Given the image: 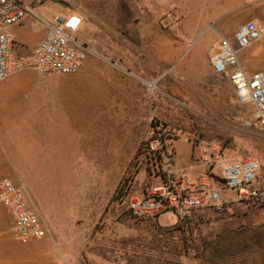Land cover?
I'll list each match as a JSON object with an SVG mask.
<instances>
[{"label": "rangeland", "instance_id": "obj_1", "mask_svg": "<svg viewBox=\"0 0 264 264\" xmlns=\"http://www.w3.org/2000/svg\"><path fill=\"white\" fill-rule=\"evenodd\" d=\"M24 1L48 22L52 17L40 14L39 6L69 8L72 13L84 10L88 23L96 28L98 49L106 54L109 44L126 69L106 71L101 80L141 83L153 99L149 110L135 121L108 120L112 117L108 111L116 114L113 117H121L119 108L100 105L98 121H91L85 113L80 122L74 106L65 104L55 121L44 123L42 128L40 123L26 127L27 132L51 136L43 140L41 148L53 163L68 161L59 159L62 153L86 159L84 168L11 169L5 176L27 189L30 205L49 229L44 239H50L60 261L264 264V205L236 201L232 211L198 210L189 218L187 235L176 232L184 219L173 213L137 218L130 207L131 201L142 197L153 184L141 155L157 122L174 129L176 137L191 139L195 147L213 152L217 149L226 161L258 159L264 182V133L254 125H246L253 119L252 107L241 103L230 81L215 75L211 68V57L220 39L233 38L242 24L251 21H245L244 11L259 0ZM25 21L33 42L42 28L32 15ZM237 21L240 24L235 25ZM155 35L157 39L162 36L160 65L158 58L155 65L149 56L144 62L134 63L128 41L146 37L151 42ZM79 39L93 52L87 57L95 56L93 45ZM240 59L246 70L251 65L264 69V61L260 62L250 50L242 52ZM101 61L109 66L107 61ZM137 69L143 70L135 74L140 80L131 75ZM76 75L58 76L61 81L75 82ZM80 129L84 137L82 151ZM92 131H97L96 138L90 136ZM0 205L2 217L10 225L11 219ZM12 240L22 248L31 243Z\"/></svg>", "mask_w": 264, "mask_h": 264}, {"label": "built area", "instance_id": "obj_2", "mask_svg": "<svg viewBox=\"0 0 264 264\" xmlns=\"http://www.w3.org/2000/svg\"><path fill=\"white\" fill-rule=\"evenodd\" d=\"M32 14L24 0H0V82L25 70L42 75H74L93 53L78 38L82 17L72 12L56 14L51 22L43 21L47 33L39 44L25 55L15 53L14 36L9 29L23 24ZM256 44H264V17L242 24L233 38L222 37L211 57V68L215 75L230 81L241 103L251 105L253 119L246 125H254L264 133V72L249 73L240 59L242 52ZM176 136V131L163 123L153 126L141 155L153 184L142 197L131 201L135 217L156 218L173 213L186 219L203 209L232 211L236 201L264 205L262 163L258 159L226 161L215 149L200 181L189 182L185 175L177 176L173 170L172 143ZM217 164H221L220 172L215 171ZM0 203L13 218L12 234L19 242L27 244L48 236L49 229L30 205L23 184L4 178L0 182Z\"/></svg>", "mask_w": 264, "mask_h": 264}, {"label": "crops", "instance_id": "obj_3", "mask_svg": "<svg viewBox=\"0 0 264 264\" xmlns=\"http://www.w3.org/2000/svg\"><path fill=\"white\" fill-rule=\"evenodd\" d=\"M38 9L40 14L52 17V19L56 14L71 13V9L57 6L52 8L39 6ZM74 13L83 19V26L78 37L84 39L87 44L91 43L95 53V56L87 57L83 62L76 75L77 81H61L58 74L42 75L34 70H25L0 82V182L4 178H8L5 176L11 169L28 171L84 168L83 163L86 159H82L81 155L77 156V154L72 155L71 153L60 154L59 159L68 161L53 163L51 157L45 154L41 148L43 140L47 139L48 141L51 136L48 137L42 132H27L26 129L30 123H40V128H42L44 123L55 121V117L58 118L62 115L61 108L65 104L74 106L75 114L80 122L84 121L85 113L86 116H90L91 121H98L99 114L102 112L99 108L100 105H113L119 108L120 114L118 115L121 117H113L116 114L108 111V115L112 116L108 120L128 122L137 120V116L143 115L150 108V102L153 99L148 97L149 95L141 83L126 84L120 81L108 83L101 80L106 71L115 73L118 69H126L122 68V64H120L122 62L115 58V49L111 48L109 44H107L106 54L98 49L96 44L100 43L94 37L96 28H93V24L88 23L86 12L77 10ZM244 15L245 21L263 18L264 0H259L252 7L247 8ZM32 16L37 18V23L42 28L33 42L30 41L32 35L27 31L28 21L9 29L14 36V52L17 54L25 55L31 52L47 33L43 22L46 20L40 18L36 12H33ZM234 24L237 25L240 22H234ZM145 38L137 37L128 41L133 62H144L145 58L149 56L150 59L154 58L155 65H157L158 58V65H160L162 36L159 35L157 39L155 35L151 42L146 41ZM247 50H250V54L258 58L260 62L264 61L263 45L256 44ZM112 58L116 60H111ZM101 59L107 61L109 66L105 67L106 63ZM247 71L254 73L264 71V69L251 65ZM140 72L142 73L143 70H132L131 75L140 80L135 76ZM89 78L91 80L88 81ZM13 124L14 127H12ZM18 125L22 127L16 129ZM79 131L82 151L84 137L82 129ZM94 133H91L90 136L96 138L97 131ZM39 147L41 149H37ZM172 147L175 154L173 169L175 175H185L189 182L200 181L208 169L207 160L213 150L195 147L193 141L186 137H177L172 143ZM92 159L93 157L87 160ZM215 171H221V164L215 166ZM6 212L11 219V224L5 223L0 211V264H63L50 239L32 241L27 248H22L18 243L13 242V238L17 240L12 234L13 218L7 209Z\"/></svg>", "mask_w": 264, "mask_h": 264}, {"label": "trees", "instance_id": "obj_4", "mask_svg": "<svg viewBox=\"0 0 264 264\" xmlns=\"http://www.w3.org/2000/svg\"><path fill=\"white\" fill-rule=\"evenodd\" d=\"M189 218H186L183 221H181V223H179L180 227L178 226L179 228L176 229V232L183 233L184 235L190 234L189 229H186L187 226L191 225V221L189 220ZM187 249L189 248L187 247Z\"/></svg>", "mask_w": 264, "mask_h": 264}]
</instances>
